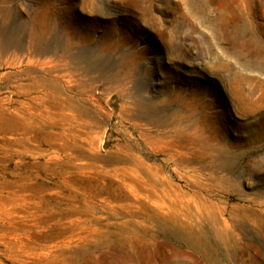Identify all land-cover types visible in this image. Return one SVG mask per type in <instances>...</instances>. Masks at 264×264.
I'll use <instances>...</instances> for the list:
<instances>
[{
  "label": "rangeland",
  "instance_id": "obj_1",
  "mask_svg": "<svg viewBox=\"0 0 264 264\" xmlns=\"http://www.w3.org/2000/svg\"><path fill=\"white\" fill-rule=\"evenodd\" d=\"M0 264H264V0H0Z\"/></svg>",
  "mask_w": 264,
  "mask_h": 264
},
{
  "label": "bare ground",
  "instance_id": "obj_2",
  "mask_svg": "<svg viewBox=\"0 0 264 264\" xmlns=\"http://www.w3.org/2000/svg\"><path fill=\"white\" fill-rule=\"evenodd\" d=\"M158 208L159 209H164V206L163 205H159Z\"/></svg>",
  "mask_w": 264,
  "mask_h": 264
}]
</instances>
